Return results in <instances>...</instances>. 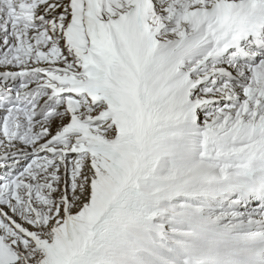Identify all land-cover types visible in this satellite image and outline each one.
<instances>
[{
  "label": "snow or ice",
  "instance_id": "obj_1",
  "mask_svg": "<svg viewBox=\"0 0 264 264\" xmlns=\"http://www.w3.org/2000/svg\"><path fill=\"white\" fill-rule=\"evenodd\" d=\"M0 264H264V0H0Z\"/></svg>",
  "mask_w": 264,
  "mask_h": 264
}]
</instances>
